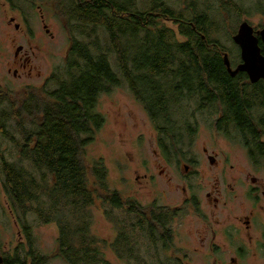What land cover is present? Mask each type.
<instances>
[{"label":"trees","instance_id":"16d2710c","mask_svg":"<svg viewBox=\"0 0 264 264\" xmlns=\"http://www.w3.org/2000/svg\"><path fill=\"white\" fill-rule=\"evenodd\" d=\"M54 1L64 13L70 42L64 66L51 77L54 87L46 86L39 100L19 101L0 86V171L6 200L30 239L29 215L40 224L56 223L57 255L67 264H111L105 246L126 257L127 264H166L139 250L153 225L148 229L141 220L136 200H124L109 188L103 161L91 167L83 163L84 147L103 123L97 101L126 84L159 131L167 155L183 134L192 135L189 103L198 111H215L219 100L227 116L217 128L238 126L240 105L247 101L242 99L250 93L240 91L237 78L227 72L217 35L220 21L210 12L215 5L219 12L241 14L242 9L235 0H215L214 6L206 0L186 1L180 10L168 0ZM13 129L24 142L17 143L18 159L10 161L1 145L4 138L15 141ZM97 194L126 215L122 220L118 215L113 243L90 230L87 209ZM34 253L32 264H46L48 256Z\"/></svg>","mask_w":264,"mask_h":264},{"label":"rangeland","instance_id":"374dc122","mask_svg":"<svg viewBox=\"0 0 264 264\" xmlns=\"http://www.w3.org/2000/svg\"><path fill=\"white\" fill-rule=\"evenodd\" d=\"M186 1L187 3L204 2V0H168V4L180 10L185 8L183 3ZM206 1L212 3V6L215 4V0ZM235 1L242 9L241 14L231 10L219 12L217 5L210 12L211 16L220 21L217 35L225 48L222 52L228 53L231 62L235 63L233 65L240 61V49L232 41V36L238 30L240 23L246 20L257 30L264 24V0ZM214 11L219 13L215 14ZM11 16L15 17L16 23L21 24V31L15 29L14 22L9 21ZM63 16L64 13L59 10L54 0L32 2L0 0V51L3 53V57L0 58V83L11 87L10 91L17 100L24 101L29 98L39 100L40 96L45 94L46 86L54 87L52 81L50 82L51 77L64 66L69 48V35ZM24 18L27 22H24ZM44 24L48 25L52 34L45 31ZM26 25L33 34L32 38L30 36L31 39L24 38ZM168 25L177 28V25L171 21H168ZM19 44L23 45L31 55L33 73L30 77L24 75L22 79H13L6 74L5 65L11 60L14 49ZM187 108L191 112L189 124L192 127L190 130L192 135L183 134L181 140L174 142L169 156H166L158 146L159 131L152 124L140 101L126 84L113 87L110 92L102 94L97 101V111L102 115L103 123L92 140L85 145L82 154L83 163L91 167L94 162L103 161L108 171L106 182L109 188L118 191L124 200L132 198L144 204H148L153 199H159L165 204H174L176 198L184 196L185 192L182 188L186 187L188 181L184 179L186 172L181 163H190L193 166L191 175L197 176L192 179L199 186L197 195L205 200L206 193L215 192L212 198L220 197V204L216 207L211 205V199L206 198L210 204L205 206L210 213L209 216L214 214L216 222L220 225L238 223L235 216L240 215L248 202L240 197L237 200L227 198L224 191L231 190L227 183H237L239 177L246 179L258 173L248 162L239 141H234L236 137L233 132L229 136L224 135L213 124L215 118L209 114V110L198 111L195 103H189ZM23 118L29 120L26 116ZM12 131L16 142L4 138L1 145L3 156L10 161L18 159L20 147L17 143L24 142L19 131L16 129ZM204 149L216 155L217 166L209 163L208 158L203 154ZM169 160L171 162H168ZM177 164L179 168L175 169L174 165ZM3 206L7 207L0 171V245L5 248L9 245L14 247L21 236L17 235L18 227L14 228L11 216L3 212ZM238 208L242 209L237 210ZM202 209L205 211L204 206ZM87 211L91 218V232L101 240L107 242L114 240L117 221H121L126 216L123 209L106 203L97 194L93 205L88 207ZM118 215L121 216V220ZM188 219L197 220L193 214H189L183 221ZM27 222L31 227L32 242L26 245V250L31 246L38 254L48 256L46 264H67L57 255L56 223L40 224L32 214L27 217ZM189 225L187 223L179 227L180 238L187 237L190 241H194L198 233L188 229ZM216 240L219 241L220 238L217 237ZM183 244L187 245L186 242ZM248 248L250 256L247 264H253L250 260L257 261L254 264H260L253 256L254 244H248ZM139 250L145 257L153 253V248L148 242ZM103 251L111 264H127L112 247L105 246ZM20 252L22 253L23 250ZM198 254L199 249L194 257ZM231 256L230 251H227L225 257L216 264H233L229 260ZM194 264L213 263L211 261L207 263L199 256L195 258Z\"/></svg>","mask_w":264,"mask_h":264},{"label":"flooded vegetation","instance_id":"af4514ba","mask_svg":"<svg viewBox=\"0 0 264 264\" xmlns=\"http://www.w3.org/2000/svg\"><path fill=\"white\" fill-rule=\"evenodd\" d=\"M8 1L10 2V0ZM9 11L7 7V12ZM41 17L42 21H44V16L42 15ZM9 21L14 22L15 29L21 31V24L16 23L15 17L11 16ZM24 22H27L26 18H24ZM44 28L47 33L52 34L47 24H44ZM256 30L254 28V31ZM24 31V38L31 39L33 34L27 25ZM68 50L69 48L66 56ZM261 51L264 54L262 46ZM1 57H3L2 51H0ZM240 62L241 58L237 64ZM233 64L235 63L231 62V68L235 69L237 64ZM5 66L7 67L6 74L12 76L13 79H22L24 75L30 77L33 73L31 55L28 54L21 44L16 46L11 60ZM228 74L231 76L229 72ZM231 77L237 78L234 83L240 87V91L250 93V95L242 99L247 101H243L240 105L243 113H238V126L230 125L228 128L218 130L227 136L233 132L232 134L235 135L236 139H231L239 141L248 162L257 171L258 175H253L246 179L239 177L237 178V183L228 182L227 186L231 190L224 192L227 198L237 200L240 197V199H245L248 205L244 209H237H242L239 213L240 215L235 216L238 223L220 225V223L216 222L217 219L215 220L214 214L210 217V213L205 209V206L210 205L207 199H211V205L216 207L220 204V197L212 198L215 192L206 193L205 200L199 197L197 195L199 186L192 181V179L197 178V176L193 177L191 175L193 166L190 163H181L186 172L184 179L188 181L186 187L182 188L183 192H185L184 196L176 198L174 204H165L159 199H153L148 204L136 200V203L141 207L138 211L141 220L146 222L147 228L150 224L153 225V233L149 235L148 232L146 240L144 232V244L148 242L153 248V253L151 252L149 257H158L159 260L166 264H194L195 258L199 256L207 263L211 261L216 264L225 257L227 251L232 254L229 259L231 263L247 264L250 256L248 244H254L253 256L260 264H264V79L251 82L246 72H238ZM0 86L8 90L12 89L9 86H3L1 83ZM209 111V114L215 118L213 123L215 126H218L219 120L227 116L226 107L219 100L216 101V110L214 111L212 108ZM158 146L164 154L163 146L160 143ZM203 154L208 158L211 165L217 166L215 154L208 153L207 149L203 150ZM165 155L163 156L166 160ZM168 162L171 161L169 160ZM176 167L179 168L178 164L174 165L175 169ZM147 176L146 174L145 177ZM199 177L203 178L202 176ZM6 205L7 207L3 206L2 210L11 216L14 228L18 227L17 235L21 237H19L20 240L14 247L9 245L5 248L0 245V264H32L33 254L35 253L31 246L29 250H26V245H30L32 240L24 228V221L7 200ZM202 206H204L205 211ZM189 214L195 215L197 220L188 219L184 222L183 220ZM187 223L190 224L188 229H193L194 233H198L194 241H190L187 237L180 238L179 227ZM29 232L31 233L30 230ZM217 237L220 238L219 241L216 240ZM114 240L111 242L113 243ZM184 242H186V246L183 244ZM143 245L140 246L142 247ZM198 249L199 254L194 257L198 253ZM21 250H23L22 253L20 252ZM125 261L128 262L126 257ZM250 261L253 264L257 262L255 260Z\"/></svg>","mask_w":264,"mask_h":264},{"label":"water","instance_id":"95a60500","mask_svg":"<svg viewBox=\"0 0 264 264\" xmlns=\"http://www.w3.org/2000/svg\"><path fill=\"white\" fill-rule=\"evenodd\" d=\"M232 41L240 49L241 62L232 69L228 53L223 52V62L231 76L238 72H246L251 82L264 79V54L260 46L261 42L264 48V24L261 29L254 31V27L248 21H242L232 36Z\"/></svg>","mask_w":264,"mask_h":264}]
</instances>
